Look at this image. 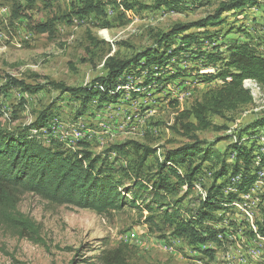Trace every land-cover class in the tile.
Masks as SVG:
<instances>
[{"label":"rangeland","instance_id":"374dc122","mask_svg":"<svg viewBox=\"0 0 264 264\" xmlns=\"http://www.w3.org/2000/svg\"><path fill=\"white\" fill-rule=\"evenodd\" d=\"M221 1L185 0V5L175 12L170 5L158 6V0H0V87L7 84L9 76L34 87L42 86L37 93L20 88L0 90L1 125L7 129L29 125L37 120L40 112L51 107L55 114L50 121L51 131L62 141V134H66L68 140H73L64 141L68 145H74L77 140L92 141L95 138L98 141H93L91 149L100 154L115 144L124 143L132 151L133 144L128 142H137L157 151L146 166L147 171L156 170L157 159L162 160L168 149L191 140L182 134L178 125L179 112L190 108L220 82H199L197 76L179 78L167 85L149 87L142 93L145 96L135 95L133 98L131 85L138 84V81L128 74L126 79L130 81L117 87V91H127V96L116 106L98 111L94 101L93 113L78 119L76 112L80 101L73 94L55 87L53 82L75 88L86 86L94 79L106 76V61L110 57H135L155 45L158 35L174 24L214 15ZM87 2L102 12L96 9L80 13ZM222 18H227L228 23L209 28H222L219 42L253 37L264 52L263 0L256 6L247 7L240 15L227 13ZM43 23L49 24L45 32L37 27ZM239 27L245 28L247 33L239 31ZM230 28H234L231 33ZM175 42L179 44L181 41L176 39ZM212 46L206 41L201 47L207 51ZM198 49V45H192L189 48L194 52L192 55L183 52L172 58V69L176 70L178 66L192 70L193 74L197 69L198 73L215 72L213 68L200 70V61L196 58ZM173 70L171 74H174ZM137 86H134L136 90ZM252 94L254 104L227 113L225 117L214 116L212 121L218 129L197 131L198 137L204 142H217V149L226 150L236 138L228 140L227 137L237 136L245 124L264 114V88L259 86ZM72 129H78V132L70 133ZM44 132L49 134L46 129ZM258 135L261 136L259 144L263 145L264 128ZM133 157V154L112 153L110 159H117L116 164H127ZM262 171V178L244 196L247 203H238L233 213H226L231 217V224L224 223L228 229L227 238L221 243L210 242L201 247L212 248L214 253L210 255L198 251L184 238L171 235L170 228L162 221L164 209L155 206L153 213L156 222L164 228L162 231L146 223L150 214L146 204L151 192H139L142 194L139 207H133L127 201L123 209L105 213L52 203L27 192L21 195L18 209L40 224L41 241L21 238L15 230L0 222V264H102L97 256L107 249V242L110 246L127 244L128 264H264V237L249 233V230L258 232L257 224H264ZM132 178H124L128 188L133 187ZM205 180L204 189L196 182L188 196L183 191L168 196V199L174 201L183 197L178 205L187 212H195L212 181ZM134 192L136 189L126 193L127 198H132ZM216 214L222 215L220 211ZM209 224L216 225V228L224 226L216 221Z\"/></svg>","mask_w":264,"mask_h":264},{"label":"trees","instance_id":"16d2710c","mask_svg":"<svg viewBox=\"0 0 264 264\" xmlns=\"http://www.w3.org/2000/svg\"><path fill=\"white\" fill-rule=\"evenodd\" d=\"M260 1L222 0L214 15L174 24L158 35L155 45L145 48L135 57H110L106 61V76L96 78L86 86L75 88L53 82L55 87L73 94L80 101L77 119L93 113L91 108L94 101L98 111L107 106H116L127 92L117 91V87L128 82V74H132L138 81V84L134 82L131 85L133 98L135 95L145 96L142 93L149 87L167 85L179 78L197 76L199 82H220L217 87L206 91L190 108L179 112L178 125L181 126L182 134L191 140L168 149L162 160L157 159L154 171L146 170L148 159L157 152L149 146L128 142L134 148L130 151L126 143L115 144L99 154L91 149L95 138L92 141L77 140L74 145H68L64 141L73 140L62 137V141L60 137H55L51 131L50 121L55 117L51 107L45 108L37 120L23 127L7 129L0 123V222L15 230L19 237L39 242L42 233L40 224L18 209L20 197L24 193L39 195L56 204L105 213L123 209L127 201L133 207H139L138 201L142 195L139 192H151L152 196L146 204L150 212L146 223L162 231L164 228L160 222H156L153 213L155 206L164 209L162 221L170 228L171 235L184 238L203 254L214 253L208 246L201 247L210 242L221 243L223 238H227L228 229L224 223H230L231 217L226 213H233L238 203L246 204L244 196L262 178L260 173L264 170V144H259L261 136L258 134L264 128V114L245 124L237 136L227 137L228 140L236 138L224 151L216 148L217 142L201 140L196 132L218 129L212 121L214 116L225 117L227 113L254 104V96L244 82L254 80L264 88V52L253 37L224 43L219 42L222 28L210 29L228 23L227 18H222L225 14L240 15L247 7L256 6ZM163 5H170L175 12H179L185 0H158V6ZM96 9L92 3L87 2L80 13ZM97 10L102 12L100 8ZM37 27L39 31L45 32L49 24H38ZM238 29L247 33L245 28ZM233 30L230 28L229 33ZM176 39L181 42L177 44ZM206 41L214 46L204 51L201 46ZM192 45L199 46L196 58L200 61V70L213 68L215 72L198 73L197 69L193 74L192 70L178 66L176 70L172 69L171 59L183 52L192 55L194 52L189 50ZM170 69L174 74L170 73ZM135 85H138L137 90ZM10 88L37 93L42 86L34 87L9 76L7 84L0 87V90ZM262 148L263 152H260ZM112 153L133 154L134 157L127 164H116L117 159H110ZM124 178L133 179L132 188H128ZM206 178L212 181L195 212H187L178 205L183 197L174 201L168 199V196L179 195L183 191L188 196L196 182L204 189ZM132 189H136V192L132 198H127L126 193ZM219 211L222 215L217 216ZM210 221L223 223L224 226L216 228V225L209 224ZM257 226L258 232L249 230V233L264 237V224ZM127 249V244L110 246L107 242V249L97 257L102 264H128Z\"/></svg>","mask_w":264,"mask_h":264},{"label":"bare ground","instance_id":"6f19581e","mask_svg":"<svg viewBox=\"0 0 264 264\" xmlns=\"http://www.w3.org/2000/svg\"><path fill=\"white\" fill-rule=\"evenodd\" d=\"M127 81L129 82L130 80H127ZM244 84H245V87L248 88L252 92H255L259 88V85L253 80H245Z\"/></svg>","mask_w":264,"mask_h":264},{"label":"built area","instance_id":"2783aa9c","mask_svg":"<svg viewBox=\"0 0 264 264\" xmlns=\"http://www.w3.org/2000/svg\"><path fill=\"white\" fill-rule=\"evenodd\" d=\"M127 87H129V86H127ZM129 88H131V87H129ZM120 129H126V127H120ZM74 132H78V129H72L70 133H74ZM65 133L66 132H64V134ZM114 134H115V132H114ZM65 136H66V134L65 135L62 134V137H65ZM99 139H103V138L99 137Z\"/></svg>","mask_w":264,"mask_h":264},{"label":"water","instance_id":"95a60500","mask_svg":"<svg viewBox=\"0 0 264 264\" xmlns=\"http://www.w3.org/2000/svg\"><path fill=\"white\" fill-rule=\"evenodd\" d=\"M245 83V82H244ZM245 85V84H244Z\"/></svg>","mask_w":264,"mask_h":264}]
</instances>
